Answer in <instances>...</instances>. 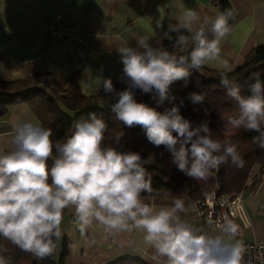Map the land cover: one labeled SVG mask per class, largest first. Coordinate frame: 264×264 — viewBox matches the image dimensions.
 Returning a JSON list of instances; mask_svg holds the SVG:
<instances>
[{
    "label": "clouds",
    "instance_id": "clouds-1",
    "mask_svg": "<svg viewBox=\"0 0 264 264\" xmlns=\"http://www.w3.org/2000/svg\"><path fill=\"white\" fill-rule=\"evenodd\" d=\"M233 15L225 9L201 19L195 9H184L178 22L168 25V33H189L178 35L174 44L187 55L153 47L141 38L135 48H116L126 87L118 91L110 78L103 80L105 93L116 100L111 104L115 119L129 128L145 129L148 141L164 146L177 169L197 181H207L213 170L229 162L243 168L245 160L236 144L213 138L207 120L194 125L181 114L180 106L173 104L163 111L158 107L175 101L169 95L173 82L183 81L187 87L193 71L218 58ZM251 80L250 94L243 95L241 86L221 73L220 84L237 108L227 124L257 133L252 142L264 149V83L259 73H253ZM136 90L157 92L158 107L137 102ZM189 100L201 104L205 95L193 92ZM107 130L106 121L91 113L74 121L71 135L54 142L50 128L30 119L17 120L12 147L0 153V237L38 260L52 257L62 236L64 212L72 208L82 235L94 225L109 234L142 233L155 264H242L244 245L235 239L240 228L236 222L225 217L216 230L208 232L182 218L181 199L159 209L146 203L142 193L153 191L146 167L151 161L142 159L139 152L105 145ZM5 252L7 248L0 249V264H11Z\"/></svg>",
    "mask_w": 264,
    "mask_h": 264
},
{
    "label": "crops",
    "instance_id": "crops-1",
    "mask_svg": "<svg viewBox=\"0 0 264 264\" xmlns=\"http://www.w3.org/2000/svg\"><path fill=\"white\" fill-rule=\"evenodd\" d=\"M230 1L236 19L230 34L220 42L218 58L205 64L206 67L232 70L244 61L251 48L264 45V0ZM187 8L195 9L201 19L218 13L216 0H0V76L11 80L50 73L57 86L65 90L70 76L76 74L81 91L95 94L121 63L117 47H137L138 39L148 40L159 32L158 23L167 17L178 21ZM58 14L65 22L82 24L85 30L82 44L71 43L70 47L61 42L50 44L41 35L43 21H52ZM70 49L74 60L69 59ZM19 119L36 122L26 104L0 118V153L12 147L13 124ZM242 198L247 221L234 220L240 226L237 238L264 242V170L253 186L242 191ZM149 204L159 209L172 206L173 201ZM193 204H185L181 216L199 227ZM61 230L58 252L65 244L68 264H109L124 257L155 264L152 250L138 231L109 234L102 226L94 225L82 235L72 208L64 212Z\"/></svg>",
    "mask_w": 264,
    "mask_h": 264
},
{
    "label": "trees",
    "instance_id": "trees-1",
    "mask_svg": "<svg viewBox=\"0 0 264 264\" xmlns=\"http://www.w3.org/2000/svg\"><path fill=\"white\" fill-rule=\"evenodd\" d=\"M218 13L225 9L233 12V18L229 20L230 27L236 19V10L230 0H216ZM178 21L169 17L162 22L159 32L148 43L153 47H163L176 55H187V51L174 48L178 35H189L186 31L181 33H168V25ZM171 36V39L168 37ZM191 50L189 46L188 51ZM221 73H226L231 81L241 86L242 94L249 95L248 85L253 73H259L264 83V45L251 48L242 63L232 70H218L203 66L199 72L193 71L187 87L183 81L173 82L169 86V95L175 96V101H165L164 106L158 107L159 94L152 92L144 94L136 90L135 99L139 103H145L149 107H158L163 111L164 107L173 104L180 106L181 114L193 122L194 125L207 120L213 132V138L221 141L228 140L236 144L237 150L245 160L243 168H237L230 162L222 164L213 170L207 181H197L179 171L172 163L171 153L164 147H156L146 137V130L141 126L131 128L115 119L116 113L112 111L111 104L116 100L106 94L104 87L95 94H85L81 91L79 79L76 74L69 78V86L61 90L50 73H34L19 76L11 80L2 79L0 76V118L6 117L15 107L26 104L37 123L50 128L53 132L52 140H64L71 135L74 121L78 118H88L89 114L96 113L102 117L108 130L105 133V145L116 147L120 151L139 152L142 159H148L146 165L151 177L153 191L142 193V199L146 202H160L164 198L172 197L181 199L185 204L191 205L195 201L202 200L204 196L217 188L219 193L231 194L242 192L248 186H253L262 170H264V149L252 142V137L257 133L245 131L242 128H232L227 124L229 117H235L237 108L235 102L226 95V89L220 84ZM123 64L117 65L115 73L111 77L116 90H123L126 84L122 82ZM202 92L205 101L193 105L189 100V94ZM181 101L183 103L181 104ZM207 110V113L205 112ZM223 127L230 131L224 133ZM175 135V133H174ZM119 136V140L117 137ZM55 155V152H54ZM51 163V161H49ZM66 211V210H65ZM7 248L3 253L11 258V264H68L65 261V244L52 257L38 260L29 253L23 252L13 246L9 241L0 237V249ZM109 264H148L142 259L124 257Z\"/></svg>",
    "mask_w": 264,
    "mask_h": 264
},
{
    "label": "built area",
    "instance_id": "built-area-1",
    "mask_svg": "<svg viewBox=\"0 0 264 264\" xmlns=\"http://www.w3.org/2000/svg\"><path fill=\"white\" fill-rule=\"evenodd\" d=\"M40 33L50 44L61 42L70 47L71 43L82 44L85 30L80 22H65L58 14L52 21H43ZM69 59L74 60L71 49ZM193 206L199 227L208 232L216 230L225 217L233 221L236 218L247 221L242 192L224 194L214 188L202 200L195 201ZM235 239L239 240L237 236ZM241 242L244 245L242 264H264V242Z\"/></svg>",
    "mask_w": 264,
    "mask_h": 264
},
{
    "label": "rangeland",
    "instance_id": "rangeland-1",
    "mask_svg": "<svg viewBox=\"0 0 264 264\" xmlns=\"http://www.w3.org/2000/svg\"><path fill=\"white\" fill-rule=\"evenodd\" d=\"M223 129V131H224V133H226V134H229L230 133V131L229 130H227L225 127H223L222 128ZM163 200H172V201H174V200H176V198H172V197H167V198H164Z\"/></svg>",
    "mask_w": 264,
    "mask_h": 264
}]
</instances>
